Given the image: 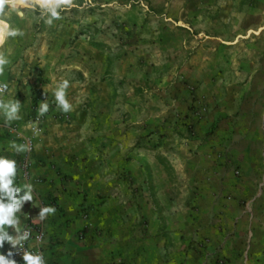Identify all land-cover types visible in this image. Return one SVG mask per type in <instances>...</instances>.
Returning a JSON list of instances; mask_svg holds the SVG:
<instances>
[{"label":"crops","instance_id":"1","mask_svg":"<svg viewBox=\"0 0 264 264\" xmlns=\"http://www.w3.org/2000/svg\"><path fill=\"white\" fill-rule=\"evenodd\" d=\"M222 6L230 28L223 39L205 34L178 51L168 36L158 41L166 59L181 58L183 65L174 82L155 80L150 95L137 86L125 92L118 81L140 73L137 60L152 53L128 50L119 62L108 52L101 64L106 80L98 84L108 91L96 95L85 42L68 45L74 37L56 22V32L37 46L38 71L24 72L38 77L18 83L2 73L10 89L1 100L19 101L20 119L9 123L0 115V157L16 162L17 199L29 187L33 194L14 218L21 235L27 225L44 230L42 244L30 246L41 249L46 264H264V22L246 0ZM145 37L134 42L145 46ZM149 74L141 79L151 81ZM64 79L73 111L63 121L55 118L61 111L53 93ZM39 96L49 111L32 125L44 101ZM28 140L35 147L26 176L25 151L11 145ZM48 206L55 213L41 219ZM13 249L5 242L0 253Z\"/></svg>","mask_w":264,"mask_h":264},{"label":"rangeland","instance_id":"2","mask_svg":"<svg viewBox=\"0 0 264 264\" xmlns=\"http://www.w3.org/2000/svg\"><path fill=\"white\" fill-rule=\"evenodd\" d=\"M223 3L224 0H71L69 5H62L58 9L61 18L53 20L52 23L56 22L58 25L68 26L70 33L75 38L72 37V42L70 41L68 45H73L74 41L79 40V38L85 42L88 51V54L85 55L93 67L88 81L94 79L91 82L97 86L94 87L96 95L99 92L103 94L108 91L101 89L98 85L106 80L104 79L106 69H104L105 67L101 69V64L109 60L106 58L108 52L112 54L111 58L119 62L123 60L120 56H123L128 50H132L135 55L138 54L137 51L143 52V50L152 53L153 57H150L149 60H139V63L137 60L136 64L141 67L140 73L118 81L121 87H124L125 92L128 91V87L137 86V89L142 93L148 90L146 95H150L156 88L155 80L161 79L160 83L164 86L174 82L177 80L180 67L183 65L181 58L166 59L161 54L158 41H163V36H168L173 42V46L176 47L175 51H178L182 42H185L188 47L194 42L192 45L194 47L204 38L205 34L215 35L223 39L224 35L230 33V28L223 26ZM13 5L15 9H13ZM246 5L253 10L261 9L260 13L258 11L257 14L258 18L261 14L264 22V0H246ZM199 7H203V10H199ZM17 11L23 12V16L17 15ZM254 13L255 11H253ZM49 17L50 13L41 9L39 0H5L3 11H0V27L3 25H7V27L4 40L0 41V48L2 49L0 56L6 58L8 63L2 73L15 77L18 83H21L25 78L28 80L29 77H38V75H33L41 65L39 62L41 59L37 56L39 54L37 49L42 48L43 39L47 40L51 33L56 32L51 24L45 23ZM194 18L196 21L193 20ZM205 18L211 21L209 26L207 23L202 25L197 23L198 20ZM184 20L187 21L186 24L183 23ZM252 20L260 21L255 17ZM141 21L144 23H139ZM10 29H17L22 35L8 37V42L4 45L7 37L6 32ZM138 35L146 36L145 39L149 42L145 46L142 44L139 47V43L134 42L135 36ZM262 37L261 41L264 43V29ZM12 40L14 42H11ZM98 42L107 45L109 50L96 48ZM218 44L223 45L221 40ZM129 46L132 49H129ZM193 47H191L190 52L193 51ZM145 63L147 64V68H145L147 71L143 69ZM13 68L19 69L20 73L17 75L11 73ZM25 71H32L33 73L24 74ZM143 72L148 74L152 72V80L145 82L141 79ZM157 87H159L158 84ZM37 98L40 101L45 99L43 96ZM95 109L92 108L93 111ZM99 109L101 108L98 107L96 110ZM125 110L121 111L120 115L123 120H127V116L130 115L129 111L126 112ZM58 115L67 116L63 112H59Z\"/></svg>","mask_w":264,"mask_h":264},{"label":"clouds","instance_id":"3","mask_svg":"<svg viewBox=\"0 0 264 264\" xmlns=\"http://www.w3.org/2000/svg\"><path fill=\"white\" fill-rule=\"evenodd\" d=\"M5 0H0V11H3ZM41 9L47 10L50 13V17L45 20V23L52 24L53 20L60 19L61 13L58 9L62 5H69L71 0H39ZM13 9L15 6L13 5ZM17 15L23 16V12L17 11ZM7 27V26H5ZM6 35L9 37H15L17 35H22L17 29H10L6 32ZM8 63V60L0 56V73L3 72L4 66ZM70 86V82L66 79L61 80L53 95L55 97V102L57 108L67 114L73 111V105L67 99V89ZM6 87V85H5ZM20 102L19 101H3L0 100V115H3L6 122H11L17 119H20ZM49 111V104L47 100L41 102L38 112L40 115H44ZM17 152H23L26 150V146L17 145L15 142L11 145ZM17 173L16 162L4 157H0V248L3 247L5 242H8L12 245L13 248H17L19 245L23 247V241L28 239V233L24 232L20 234L19 229V219L14 218V214L17 213L23 202H29L33 200V194L29 185L25 184L24 187H29V191L24 193L22 197L17 199L16 193L21 189L19 187H13L14 178ZM5 198L7 203H5ZM56 209L54 207L48 206L43 207L40 210L39 216L43 219L49 214L55 213ZM7 226V227H5ZM14 228L18 235L13 237L9 234L8 229ZM13 253L8 252V255L0 253V264H17L14 259H9ZM23 260L25 264H46L44 257L41 253H33L25 251L23 253Z\"/></svg>","mask_w":264,"mask_h":264},{"label":"built area","instance_id":"4","mask_svg":"<svg viewBox=\"0 0 264 264\" xmlns=\"http://www.w3.org/2000/svg\"><path fill=\"white\" fill-rule=\"evenodd\" d=\"M5 85H6V87H5ZM9 89H10V86L8 84H6L5 82H3L2 80H0V100L2 99V97H4L9 92ZM56 118L63 120V119H67V116L65 117L64 115H57ZM42 120H43V115H40L39 113H37L30 120V122L32 123V125H35V124L42 122ZM34 147L35 146H34L32 140H28V143L26 144L25 153H24L23 158L20 162V170L26 176L30 175L31 155L34 152ZM24 232H27L29 234L28 239L23 241V247L22 248L18 245L17 248L13 249V251H12L13 255L15 257L22 259V260H23V253L25 251L33 252V253L39 252L43 255L41 249L32 248L30 246V242L35 241L38 244H42L44 237H45L44 230L40 226L27 225V227L23 230L22 234ZM43 257H44V255H43ZM44 260H45V257H44Z\"/></svg>","mask_w":264,"mask_h":264},{"label":"bare ground","instance_id":"5","mask_svg":"<svg viewBox=\"0 0 264 264\" xmlns=\"http://www.w3.org/2000/svg\"><path fill=\"white\" fill-rule=\"evenodd\" d=\"M5 26H7V25H3V27H0V41L1 42H2V39H3L4 34H5V30H6V27Z\"/></svg>","mask_w":264,"mask_h":264},{"label":"trees","instance_id":"6","mask_svg":"<svg viewBox=\"0 0 264 264\" xmlns=\"http://www.w3.org/2000/svg\"><path fill=\"white\" fill-rule=\"evenodd\" d=\"M102 45H104L103 43H98V46H102Z\"/></svg>","mask_w":264,"mask_h":264}]
</instances>
